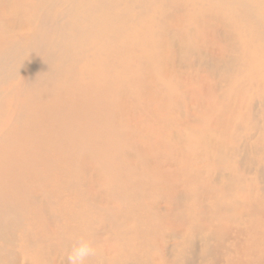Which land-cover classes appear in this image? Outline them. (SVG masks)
Returning <instances> with one entry per match:
<instances>
[{"label":"bare ground","instance_id":"obj_1","mask_svg":"<svg viewBox=\"0 0 264 264\" xmlns=\"http://www.w3.org/2000/svg\"><path fill=\"white\" fill-rule=\"evenodd\" d=\"M20 71L21 79L3 91ZM157 80L164 88V103L176 98L172 103L180 130L161 135L157 129L133 125L144 135L165 138L159 147L141 143L125 129L116 137L138 141L140 161L156 183L157 177L162 179V190L171 199L181 200L175 184L181 178L210 193L214 207L205 209L201 202L193 212L209 222L212 231L204 247L215 251L208 246L213 238L221 245L235 223L254 214L264 216V0H0V110L10 94L29 91L31 113L46 120L51 113L44 100L78 94L81 85L110 89L119 105L138 93L136 83L149 90ZM104 104L111 106L105 100L98 109ZM24 108L12 112L10 120L25 123ZM122 120L115 112L106 124L112 128ZM51 135L68 138L69 132ZM164 148L175 153V168L157 162ZM217 176L223 177L222 184ZM92 182L83 183L89 199L95 193ZM257 192L260 197L252 202ZM22 206L0 196V241H14ZM173 210L166 209L162 217L169 220ZM256 228L252 259L232 264H264V221ZM235 229L247 233L243 226ZM43 242L49 252L59 250L52 241ZM71 244L59 237L66 252ZM22 258L0 245V264H22ZM60 264H67L66 257Z\"/></svg>","mask_w":264,"mask_h":264},{"label":"rangeland","instance_id":"obj_2","mask_svg":"<svg viewBox=\"0 0 264 264\" xmlns=\"http://www.w3.org/2000/svg\"><path fill=\"white\" fill-rule=\"evenodd\" d=\"M22 73L4 84L2 90L12 88ZM135 87L138 93L126 96L123 92L121 97L127 99L118 105L110 89L81 85L78 94L44 100L52 117L46 120L37 112L31 113L33 105L26 98L29 91L10 94L3 101L0 196L20 202L23 209L18 211L21 225L14 230V241L1 240L0 245L22 255V264H60L67 252L59 246V237L71 242L81 237L89 240L96 255L86 264H189L190 260L194 264H232L252 259L256 226L264 221L263 215L254 214L235 223L229 238L221 245L218 238H213L208 246L215 251H208L204 238L212 228L209 230V222L198 219L193 211L201 202L205 209H212L216 200L189 178L175 180L181 200L171 199L168 191L162 190V179L157 177L156 183L155 175L140 161L138 141L164 146L165 138L159 134L178 132L180 128L172 103L176 98H172L171 105L164 103V88L158 80L148 85L149 90L140 83ZM191 98L197 97L193 94ZM105 100L111 106L104 104L98 109ZM21 105L25 106L27 121L14 123L11 113ZM115 112L124 120L110 128L106 120ZM133 125L157 129L159 134L144 135ZM120 129L138 141L116 137ZM62 130L69 132L68 138L51 135ZM157 156V162L164 161L165 169L176 167L173 150L164 148ZM189 171L193 173L194 169L189 167ZM217 177L218 184H222L223 177ZM91 178L95 195L89 199L91 193L83 183ZM257 197L258 192L250 199L255 202ZM168 208L174 210L165 220L162 213ZM197 226L200 231L195 230ZM241 226L247 228L246 234H237L235 228ZM45 240L52 241L59 250L49 252Z\"/></svg>","mask_w":264,"mask_h":264},{"label":"clouds","instance_id":"obj_3","mask_svg":"<svg viewBox=\"0 0 264 264\" xmlns=\"http://www.w3.org/2000/svg\"><path fill=\"white\" fill-rule=\"evenodd\" d=\"M96 255V248L89 241L81 237L72 242L66 254L67 264H86L90 258Z\"/></svg>","mask_w":264,"mask_h":264}]
</instances>
